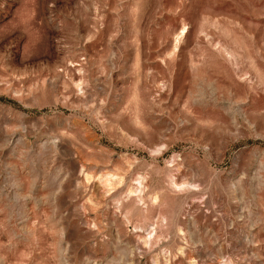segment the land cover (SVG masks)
I'll list each match as a JSON object with an SVG mask.
<instances>
[{"label": "rangeland", "instance_id": "obj_1", "mask_svg": "<svg viewBox=\"0 0 264 264\" xmlns=\"http://www.w3.org/2000/svg\"><path fill=\"white\" fill-rule=\"evenodd\" d=\"M0 264H264V0H0Z\"/></svg>", "mask_w": 264, "mask_h": 264}]
</instances>
